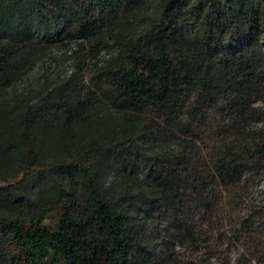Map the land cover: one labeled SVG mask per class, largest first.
<instances>
[{
	"label": "trees",
	"instance_id": "obj_1",
	"mask_svg": "<svg viewBox=\"0 0 264 264\" xmlns=\"http://www.w3.org/2000/svg\"><path fill=\"white\" fill-rule=\"evenodd\" d=\"M46 25L51 40L38 30ZM47 41L111 51L93 69L92 99L74 83L38 102L10 93ZM101 98L117 114L103 115L97 146L75 144L76 124L98 125L86 116ZM153 120L165 128L156 140L182 132L191 144L167 165L158 158L163 168L150 170L140 197L145 210L181 203L190 190L196 197L211 180L231 192L245 168L264 164V0H0V264H145L135 187L116 196L104 185L118 170L110 159L130 164ZM73 145L95 162L69 160ZM256 218L255 229L247 218L228 222L242 226V254L264 264V208Z\"/></svg>",
	"mask_w": 264,
	"mask_h": 264
},
{
	"label": "rangeland",
	"instance_id": "obj_2",
	"mask_svg": "<svg viewBox=\"0 0 264 264\" xmlns=\"http://www.w3.org/2000/svg\"><path fill=\"white\" fill-rule=\"evenodd\" d=\"M38 30L40 33H46L48 25ZM60 31L62 34L67 33V30ZM47 36L51 40L48 31ZM47 43L39 60L30 66L26 76L11 89L10 93L16 99L20 98L19 101L33 99L38 102L47 91L62 90L74 83L72 85L74 92H81L82 99H86L87 96L92 99L97 93L96 85L91 82L93 69L97 63L107 59L111 51L92 55L87 47L79 46L75 42L65 44L47 41ZM98 104L97 109H90L89 115L86 116L89 119H96L98 125L82 130L78 128L79 124H76L78 127L75 125L73 129V134H76L75 144L76 142H81L80 145L94 143L97 146L103 129L99 127L103 115L114 114L118 110L107 98L99 99ZM97 113H100L98 117L95 116ZM152 125L153 133L147 134V143L128 151L132 157L130 164L123 162V166L121 160L110 159L114 161L110 168L118 170L106 174L104 185L106 188H111L116 196H122L125 185L135 187L133 196L136 205L131 208V214L142 227L144 243L150 252V255L146 256L145 264H254L253 256L242 254L239 241L242 226L234 221L229 224L228 220L247 218L252 226L259 222L256 218L257 210L264 208V164L258 166L253 164L245 168L242 181L231 192L220 191L212 185V180L209 181L207 174H203L204 179L211 184L209 188L201 189L203 191L201 194L194 197L190 190L186 198L185 195L183 196L181 203L172 201L163 205L154 203L148 206L147 204L145 206L148 208L145 210L140 197L147 192L146 185L149 182L147 176L150 170L163 168V163L158 158L163 159L167 165L171 157L175 155L181 157L183 153L186 154L191 144L189 136H185L182 132L177 134L167 132L165 142L162 141L163 139L156 140L154 137L159 134L156 130L164 131L165 128L157 120H153ZM196 133L198 134L197 130ZM161 142L165 145H160ZM202 144L201 142L200 146ZM75 147L76 145L72 146L73 156L69 160L74 156L77 158L89 156L91 162H95L96 158L93 156L96 153L83 147L77 152V149L74 150ZM194 157L196 159L198 155ZM204 161L197 159L195 168H202L205 165ZM166 168L169 169L171 166ZM210 175L213 177V174ZM180 184L183 187L181 182ZM207 195L211 198L208 207V201L205 199ZM43 200L45 201V198ZM56 223L55 215H51L46 220V225L50 227H54Z\"/></svg>",
	"mask_w": 264,
	"mask_h": 264
}]
</instances>
